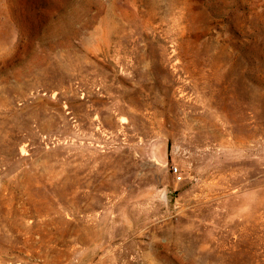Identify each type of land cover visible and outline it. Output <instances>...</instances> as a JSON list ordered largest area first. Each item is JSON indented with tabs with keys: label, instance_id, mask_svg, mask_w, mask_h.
I'll list each match as a JSON object with an SVG mask.
<instances>
[{
	"label": "rangeland",
	"instance_id": "1",
	"mask_svg": "<svg viewBox=\"0 0 264 264\" xmlns=\"http://www.w3.org/2000/svg\"><path fill=\"white\" fill-rule=\"evenodd\" d=\"M0 264H264V0H0Z\"/></svg>",
	"mask_w": 264,
	"mask_h": 264
},
{
	"label": "built area",
	"instance_id": "2",
	"mask_svg": "<svg viewBox=\"0 0 264 264\" xmlns=\"http://www.w3.org/2000/svg\"><path fill=\"white\" fill-rule=\"evenodd\" d=\"M172 169H173L174 174H176L177 176H179V179H181L182 177L180 175L179 167L178 166H173Z\"/></svg>",
	"mask_w": 264,
	"mask_h": 264
}]
</instances>
